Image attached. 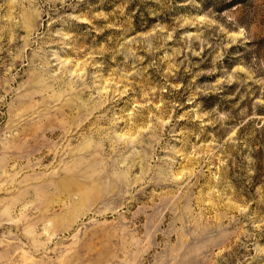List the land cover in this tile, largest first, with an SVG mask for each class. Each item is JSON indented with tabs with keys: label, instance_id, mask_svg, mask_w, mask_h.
Wrapping results in <instances>:
<instances>
[{
	"label": "rangeland",
	"instance_id": "rangeland-1",
	"mask_svg": "<svg viewBox=\"0 0 264 264\" xmlns=\"http://www.w3.org/2000/svg\"><path fill=\"white\" fill-rule=\"evenodd\" d=\"M0 264H264V0H0Z\"/></svg>",
	"mask_w": 264,
	"mask_h": 264
}]
</instances>
